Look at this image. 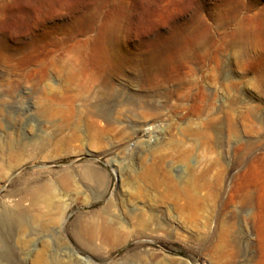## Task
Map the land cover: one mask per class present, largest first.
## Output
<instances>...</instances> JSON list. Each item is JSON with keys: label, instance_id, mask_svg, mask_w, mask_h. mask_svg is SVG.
<instances>
[{"label": "rangeland", "instance_id": "374dc122", "mask_svg": "<svg viewBox=\"0 0 264 264\" xmlns=\"http://www.w3.org/2000/svg\"><path fill=\"white\" fill-rule=\"evenodd\" d=\"M0 264H264V0H0Z\"/></svg>", "mask_w": 264, "mask_h": 264}, {"label": "crops", "instance_id": "0c3cea01", "mask_svg": "<svg viewBox=\"0 0 264 264\" xmlns=\"http://www.w3.org/2000/svg\"><path fill=\"white\" fill-rule=\"evenodd\" d=\"M96 181V180H95ZM94 181V183H95V188H97V186H98V183L97 182H95ZM91 241H93V239H90V242ZM92 254H101L102 252H97V251H94V252H91Z\"/></svg>", "mask_w": 264, "mask_h": 264}]
</instances>
